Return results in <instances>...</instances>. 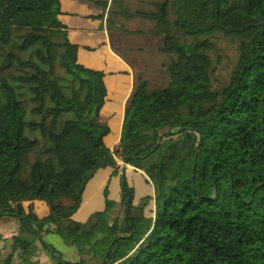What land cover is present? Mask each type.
Listing matches in <instances>:
<instances>
[{
    "label": "trees",
    "instance_id": "trees-1",
    "mask_svg": "<svg viewBox=\"0 0 264 264\" xmlns=\"http://www.w3.org/2000/svg\"><path fill=\"white\" fill-rule=\"evenodd\" d=\"M88 1L109 31L117 25L116 0ZM116 13L152 22L154 51L169 63L164 86L136 78L111 150L104 72L78 61L60 1L0 0V217L18 223L0 235V264H40L38 250L52 264H264V0H160ZM219 35L237 43L216 87ZM117 159L140 170L153 194L135 202ZM105 168L120 176L119 199L106 186L104 206L75 220ZM52 233L76 261L45 239Z\"/></svg>",
    "mask_w": 264,
    "mask_h": 264
},
{
    "label": "crops",
    "instance_id": "crops-1",
    "mask_svg": "<svg viewBox=\"0 0 264 264\" xmlns=\"http://www.w3.org/2000/svg\"><path fill=\"white\" fill-rule=\"evenodd\" d=\"M59 1L61 9L59 18L67 28L68 38L70 39V41L79 45L78 61L83 63V65L85 66L102 70L104 73H106L104 80L107 88V97L102 108V119L107 122L109 126L111 125V123L116 125V133L114 135H111L110 130V133L104 138L106 145L111 150H113L117 147L120 140L121 127L124 119V110L127 101L133 91L135 80L138 77L136 76V74L139 72L144 73V71H141L140 69L142 67V70H144L143 68L146 67L143 64L145 51H142L141 47L137 44L141 43V37H145L148 35L150 36L151 34L149 32H145L144 34H142V32L136 31L122 33L121 30H118L121 38L117 39L113 35L110 36L109 30L105 26L104 18L106 13L104 14L102 8L97 4L88 0ZM102 13L103 18L95 17ZM149 44L152 45V43ZM119 50H122L123 55L118 53ZM85 57H92L93 65H88L84 60ZM110 59L116 61V66L118 67L113 68L115 66L112 62L108 61ZM114 73H116V77L119 78L118 80L120 85L118 84V82L116 83L121 87H118V89H121L119 101H114L111 91L117 86L110 87L106 82L107 78L113 77V75L110 74ZM122 80H124L125 83H122ZM113 118H117L116 121H112ZM117 164L121 166L120 173L124 171L125 176L126 170L135 169L134 167L123 163L119 159H117ZM112 171V168L98 170L94 178L86 186L82 198V204L80 208L75 212V214L79 210H81L88 201L94 200L95 197H99V199L102 198L104 202L103 191L106 186H108L107 188L109 197L113 200L119 199L120 176L119 174H112ZM113 179H115L114 182ZM148 185L150 186L148 192L145 194L141 193L138 196V200L136 202H138L139 199L145 195L153 194L152 186L149 183ZM134 190L136 195L137 192L135 187ZM112 193H114V196H111ZM33 203L34 205H37L39 203L38 207L44 210L43 204L40 201H34ZM44 211V214H46L47 207ZM94 211H92L91 213H93ZM17 227L18 223L12 217H0V235H2L3 237L14 235L17 232Z\"/></svg>",
    "mask_w": 264,
    "mask_h": 264
},
{
    "label": "rangeland",
    "instance_id": "rangeland-1",
    "mask_svg": "<svg viewBox=\"0 0 264 264\" xmlns=\"http://www.w3.org/2000/svg\"><path fill=\"white\" fill-rule=\"evenodd\" d=\"M117 2L112 6L111 8V16L113 19H115L117 25L113 26L110 28V36L113 35L115 38L120 39L121 35L118 32V30H121V32H130V31H136V32H142L144 34L145 32H150V28L152 27L153 23L150 22L149 20L143 19V18H127L121 15L120 13H116L118 11H123L124 7L129 11H135V10H153L154 9V3L158 2L160 0H116ZM120 24V27L118 25ZM121 33V34H122ZM151 36V35H150ZM149 35L145 37H141L140 41L141 43L137 44L138 46L141 47L142 51H145L144 53V70L137 73L136 71V76L138 77H147L151 80V87L155 88L157 86H164L167 83V73H166V68L169 63V58L168 56L162 54V53H156L154 51L155 47L154 45L158 44V47L160 46V39L157 42V39L152 40ZM150 37V38H149ZM147 41V42H146ZM149 43H152L150 45ZM236 39L233 37H225L223 35H219L217 39L215 40V49L213 50L212 56L214 59V70L212 74V80L213 83L216 87L221 86L225 81L227 80V77L229 75V71L231 70L233 64L235 63L236 60ZM119 54L123 55L122 50L118 51ZM88 65H93L92 63V57H85L84 59ZM114 64L116 68L118 66L116 61L110 59L108 60ZM81 63V62H80ZM83 64V63H81ZM162 66L165 68L164 71V78H160L159 72L157 69L158 67ZM149 71V72H148ZM104 73V77H105ZM114 74L112 78H107L106 82L110 87L117 86L114 89H112V95L114 101H119V96L121 93V89H118L120 87L119 83V78L116 77ZM158 75V76H157ZM117 80V81H116ZM105 82V80H104ZM119 85H117V83ZM122 83H125L124 80H122ZM121 88V87H120ZM117 118H113L112 121H116ZM110 130H111V135H114L116 133V125L111 123L110 125ZM205 143V148L208 147L210 143V138L206 139L204 141ZM34 155L31 156V161L33 159ZM123 162V161H122ZM125 163V162H123ZM126 176H127V181L129 184L133 185L136 189V197H135V202L138 200V196L143 193H147L149 190V185L145 181V176L142 175L140 170H126ZM115 179H113V182ZM111 196H114V193L111 194ZM43 204L44 210L47 207L46 203L43 201H40ZM67 203V202H66ZM32 206V209L39 215L42 216L44 214V210L40 207H38L39 203L37 205H34V203H29ZM28 204V205H29ZM46 206V207H45ZM104 206L103 199L99 197H95L94 200L88 201L86 205L79 210L75 215L74 218L78 221L85 222L88 218L89 215L92 211L100 209ZM44 211V212H43ZM10 217V216H9ZM13 218V217H12ZM14 219V218H13ZM45 239H47L49 242H51L57 252L59 251L63 256H66L71 261H76L78 259V254L77 252L72 248L66 245L63 240L57 236L56 234H49ZM58 252V253H59ZM39 259L40 264H52V260L49 256L45 254L43 250H38V253L34 257V259ZM89 264V263H88ZM90 264H95L93 261H91Z\"/></svg>",
    "mask_w": 264,
    "mask_h": 264
}]
</instances>
